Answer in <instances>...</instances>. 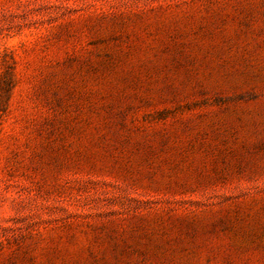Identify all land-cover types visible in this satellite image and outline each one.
I'll return each instance as SVG.
<instances>
[{
    "label": "rangeland",
    "instance_id": "obj_1",
    "mask_svg": "<svg viewBox=\"0 0 264 264\" xmlns=\"http://www.w3.org/2000/svg\"><path fill=\"white\" fill-rule=\"evenodd\" d=\"M0 264H264V0H0Z\"/></svg>",
    "mask_w": 264,
    "mask_h": 264
}]
</instances>
